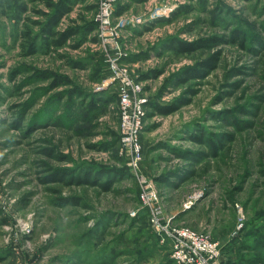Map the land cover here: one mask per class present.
I'll list each match as a JSON object with an SVG mask.
<instances>
[{"label": "rangeland", "instance_id": "1", "mask_svg": "<svg viewBox=\"0 0 264 264\" xmlns=\"http://www.w3.org/2000/svg\"><path fill=\"white\" fill-rule=\"evenodd\" d=\"M3 1L0 264H177L152 210L208 234L222 264L264 262V0H119L106 26L97 0ZM64 3L57 32L76 33L57 47L41 30ZM123 78L146 99L134 154L121 144ZM84 165L121 173L100 178L107 189L80 185Z\"/></svg>", "mask_w": 264, "mask_h": 264}, {"label": "built area", "instance_id": "2", "mask_svg": "<svg viewBox=\"0 0 264 264\" xmlns=\"http://www.w3.org/2000/svg\"><path fill=\"white\" fill-rule=\"evenodd\" d=\"M119 0H97L99 7V17L97 21L103 26L109 24L111 17L114 15L115 5ZM112 70L118 72L116 66L112 65ZM141 89L133 88L131 82L123 78L119 90V105L121 126L123 134L121 144L129 152L134 154L138 151V140L141 130L143 129V119L146 112L142 106L146 99L140 97ZM145 192L141 195V201L153 208L155 201L158 200L154 188L148 182ZM149 185V186H148ZM151 221L157 234L161 236L162 241L169 240L172 247V259L177 264H222L221 250L222 247L218 242L208 234L197 233L187 227H174L171 222L164 220L161 210L151 211Z\"/></svg>", "mask_w": 264, "mask_h": 264}, {"label": "trees", "instance_id": "3", "mask_svg": "<svg viewBox=\"0 0 264 264\" xmlns=\"http://www.w3.org/2000/svg\"><path fill=\"white\" fill-rule=\"evenodd\" d=\"M65 4V3H64ZM4 7L6 9H8L10 7V5L6 4V2H4L3 0H0V7ZM71 10L70 6L67 5H63L60 8H58L57 10L55 9V12L52 13L51 15H49V19L47 20V25L45 26V28H43V30H41V33H46L49 34L52 39V41H50L54 46H61L63 41L69 39L70 37H72L73 35H75L76 31L74 29H68L66 31L63 32H57V27L59 25V22L61 20V18L69 13ZM120 12V11H119ZM120 14V13H118ZM234 35L236 36V40L239 38L241 40L245 39V35L243 32H239V30L234 31ZM46 37V35H44ZM23 37L25 40V46L28 48L27 50V54L29 55H35L37 52V44L35 43V40L33 38V36L31 35L30 31H25L23 33ZM208 42H212V40H208V41H202L199 44H195V45H184V44H178V50H182L183 51H193L194 47L192 48V46H196V47H207L209 46ZM260 40H255L254 44H259ZM26 48V49H27ZM207 68L211 69L213 66L211 64H209L208 66H206ZM207 75V72L200 74H196L195 72H192L189 78H201ZM95 103H97V101H94ZM94 102L92 103L94 105ZM162 105V106H161ZM154 104V108L160 113V114H169L173 111L174 107L172 106H165V104ZM193 139H197L196 141H204V143L209 146V148L211 150H219V147H217L216 145H214L212 142H209V144L206 142V139L204 140L202 137L201 138H195L193 137ZM209 141V140H208ZM186 155H190L193 158H197L199 157V153L197 152H183ZM213 154V153H212ZM85 167V165H84ZM117 173H121V172H116L113 169H109V168H105V167H98V166H89V167H85V170L82 174H80L81 176H76L73 177L72 180L75 181L76 183L80 184V185H98V186H102L103 188L107 189V186L102 185V181L100 180V178L102 177H107L108 181L114 177L117 176ZM65 177L62 178V176H60L58 179H53L51 180V182H70V180H66L65 181ZM98 179V180H97ZM107 180L104 181V183L108 182ZM60 202H62L63 204H67V203H71L70 201L66 200V199H62L59 200ZM248 260V259H247ZM258 261H260L259 259L256 260V262L252 261V260H248V264H256ZM223 264H237L234 262H224Z\"/></svg>", "mask_w": 264, "mask_h": 264}, {"label": "crops", "instance_id": "4", "mask_svg": "<svg viewBox=\"0 0 264 264\" xmlns=\"http://www.w3.org/2000/svg\"><path fill=\"white\" fill-rule=\"evenodd\" d=\"M68 2H69V3H68ZM78 2H79V0H78V1H77V0H71V1L68 0V1H67V3H68L69 5L71 4V6H73V7H74L75 5H77ZM67 3H65V5L69 6ZM67 14H68V13H67ZM67 14H65V15L63 16V18H64ZM63 18H62V19H63ZM57 29H58V27H57ZM243 237H244V238H243V239H244V242H246V238H245V236H243ZM249 248H250V246H249V247L246 246V247L244 248L245 250H244L243 252H244V253H245V252H248V251L250 250ZM233 253L235 254V252H233ZM228 256H229V255H228ZM229 257H230V256H229ZM259 260H260V259H259ZM223 261H225L224 258H223ZM228 262H230L229 259H228ZM245 264H248V260H247V259H246ZM257 264H264V262L260 260V261H258Z\"/></svg>", "mask_w": 264, "mask_h": 264}]
</instances>
